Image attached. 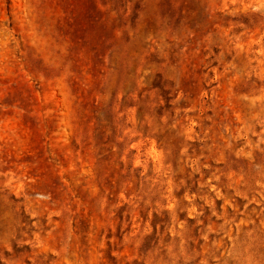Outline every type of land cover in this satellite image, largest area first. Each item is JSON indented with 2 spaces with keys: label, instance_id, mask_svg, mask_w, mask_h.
<instances>
[{
  "label": "rangeland",
  "instance_id": "obj_1",
  "mask_svg": "<svg viewBox=\"0 0 264 264\" xmlns=\"http://www.w3.org/2000/svg\"><path fill=\"white\" fill-rule=\"evenodd\" d=\"M0 264H264V0H0Z\"/></svg>",
  "mask_w": 264,
  "mask_h": 264
}]
</instances>
